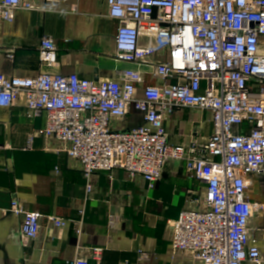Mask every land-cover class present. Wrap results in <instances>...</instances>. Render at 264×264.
Instances as JSON below:
<instances>
[{
    "label": "built area",
    "instance_id": "1",
    "mask_svg": "<svg viewBox=\"0 0 264 264\" xmlns=\"http://www.w3.org/2000/svg\"><path fill=\"white\" fill-rule=\"evenodd\" d=\"M48 0H0V22L10 23L19 9L45 10ZM109 15L119 22L116 59L146 63L168 48L169 59L154 66L158 81L139 90L135 69L114 79L93 80L77 74L46 72L36 77L0 72V107L23 98L28 117H43V128L28 139L53 138L76 160L92 188L98 172L122 169L130 179L141 176L153 189L172 160L204 186L177 219L169 220L174 252H186L201 264H264V246L252 243L250 221L264 215V204L252 197L253 177L264 170V0H107ZM142 36L157 46L142 45ZM39 62L54 67L58 47L44 35ZM10 60L13 53H8ZM209 111L213 132L206 142L172 145L166 121L175 110ZM143 123L119 129L132 111ZM10 211L21 219L23 237L40 235L41 216L18 199ZM57 227L68 223L48 216ZM104 249L92 248L101 264ZM142 260L149 254L140 252ZM71 264H90L78 258Z\"/></svg>",
    "mask_w": 264,
    "mask_h": 264
},
{
    "label": "crops",
    "instance_id": "2",
    "mask_svg": "<svg viewBox=\"0 0 264 264\" xmlns=\"http://www.w3.org/2000/svg\"><path fill=\"white\" fill-rule=\"evenodd\" d=\"M45 10L19 9L10 23L0 22V72L9 76L36 77L52 72L77 74L82 78L114 79L118 72L135 69L142 75L139 90L158 83L152 78L155 63L169 59L168 48L157 50L146 63L116 59L115 35L119 22L109 15L107 0H48ZM44 35L58 47L54 67L39 62ZM142 45L157 46L155 37L142 36ZM264 54V38L260 42ZM14 59L8 58V53ZM23 98L10 107H0V264H71L74 259H92V248L104 249L101 264H201L186 252H174L169 220L177 219L204 186L186 171L181 160L170 161L155 188L125 170L98 172L91 177V190L80 164L61 150L53 138L29 135L43 128V117L30 118ZM143 123L135 110L119 129ZM169 142L181 145L206 142L213 132L209 111L182 108L166 121ZM252 197L264 204V170L253 177ZM20 200L27 210L41 216L40 235L22 236L21 219L10 211ZM66 220L64 227L48 216ZM252 243L264 246V215L250 221ZM140 252L149 254L142 260Z\"/></svg>",
    "mask_w": 264,
    "mask_h": 264
},
{
    "label": "rangeland",
    "instance_id": "3",
    "mask_svg": "<svg viewBox=\"0 0 264 264\" xmlns=\"http://www.w3.org/2000/svg\"><path fill=\"white\" fill-rule=\"evenodd\" d=\"M188 201H189V199H188Z\"/></svg>",
    "mask_w": 264,
    "mask_h": 264
}]
</instances>
